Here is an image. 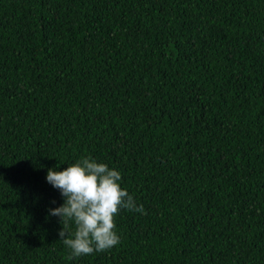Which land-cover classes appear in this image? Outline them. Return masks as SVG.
<instances>
[{
  "label": "trees",
  "instance_id": "trees-1",
  "mask_svg": "<svg viewBox=\"0 0 264 264\" xmlns=\"http://www.w3.org/2000/svg\"><path fill=\"white\" fill-rule=\"evenodd\" d=\"M86 157L145 212L69 259ZM0 264H264V0H0Z\"/></svg>",
  "mask_w": 264,
  "mask_h": 264
},
{
  "label": "clouds",
  "instance_id": "clouds-1",
  "mask_svg": "<svg viewBox=\"0 0 264 264\" xmlns=\"http://www.w3.org/2000/svg\"><path fill=\"white\" fill-rule=\"evenodd\" d=\"M58 167L48 169L46 180L60 190L64 203L50 209L49 215L60 218L59 241L70 249L69 259L117 246L120 236L114 217L120 209L145 212L121 187V172L92 157L77 160L62 171Z\"/></svg>",
  "mask_w": 264,
  "mask_h": 264
}]
</instances>
